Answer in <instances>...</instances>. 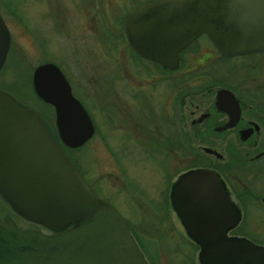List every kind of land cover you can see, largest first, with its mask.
<instances>
[{"label":"water","instance_id":"obj_1","mask_svg":"<svg viewBox=\"0 0 264 264\" xmlns=\"http://www.w3.org/2000/svg\"><path fill=\"white\" fill-rule=\"evenodd\" d=\"M125 27L135 51L164 67H176L170 53L199 32L222 55L262 51L264 0H155L133 12ZM7 49L0 17V69ZM31 86L53 109L57 139L37 112L0 89V198L48 232L0 219V264H148L123 218L93 193L63 151L62 145L80 147L93 134L69 83L48 62L34 67ZM169 202L198 247L199 264H264V246L226 235L238 215L212 170L178 175Z\"/></svg>","mask_w":264,"mask_h":264},{"label":"flooded vegetation","instance_id":"obj_2","mask_svg":"<svg viewBox=\"0 0 264 264\" xmlns=\"http://www.w3.org/2000/svg\"><path fill=\"white\" fill-rule=\"evenodd\" d=\"M153 1L65 0L53 11L61 20L56 24V30L61 33L60 30L71 28L77 32L76 39L82 44L103 32L104 38L99 40L122 49V70L123 67L134 66V78L129 80L131 86L137 85L143 72H151L153 83H165L166 103L162 102L157 107L152 106L153 94L144 95L141 90L127 89L123 93L124 99L127 101L128 96L131 99L129 104L133 106L132 111H124V124L140 127L145 135L159 137L160 140L148 139L155 151H158V146L164 148L163 145L174 150L176 139L178 152L184 161L191 160L190 147L192 142L195 143L200 164L192 168H207L215 172L238 215L234 224L225 231L226 235L264 246L261 243L264 242V50L222 55L209 36L199 32L176 53H170L169 62L174 64L176 56V67H164L160 62L136 52L126 33L128 17L143 4ZM9 5V0H0V17L8 32V49L3 65L8 58L18 63L17 55L11 53L12 26L21 25L32 40L36 39L32 37L31 25L23 22ZM47 10L42 13L44 21L52 18V9ZM62 13L66 21L61 19ZM48 62L59 68V63L50 60L38 61L35 67ZM59 70L70 86L67 72ZM124 75L121 77L127 81L129 76ZM71 86V94L77 98ZM86 112L95 125L91 112ZM192 168L176 173L165 172L163 192H167L168 199L175 178ZM6 206L0 198V209L4 210ZM169 208L175 214L171 206ZM183 233L187 236L184 229Z\"/></svg>","mask_w":264,"mask_h":264},{"label":"rangeland","instance_id":"obj_3","mask_svg":"<svg viewBox=\"0 0 264 264\" xmlns=\"http://www.w3.org/2000/svg\"><path fill=\"white\" fill-rule=\"evenodd\" d=\"M64 2L9 0V7L23 22L31 25L32 37L36 39L32 40L21 25L11 27V53L17 55L18 63L7 59L0 84L4 90H11L13 96L18 95L20 101L32 103L28 84L36 62L50 60L60 64L59 68L65 70L71 80L75 96L91 112L95 124L91 139L73 154L82 169V178L99 199L109 203L123 218L148 264L154 255L158 256L157 264H175L180 257L166 253L167 241L163 237L173 230L184 234L183 229L170 208L167 210L168 221H157L156 213L162 215L163 212L155 209L154 204L160 202L164 194L165 172L183 170L188 161L183 160L178 149L169 150L163 145L164 148L158 146V151L153 150L148 139L160 138L145 135L135 125L124 124L123 117L124 111H132L133 106L129 104L131 99L128 96L127 101L124 99L123 93L127 89L141 90L144 95L153 94L152 106L157 107L162 102L166 103L165 83H153L151 72H143L137 85L131 86L129 80L134 78V66H126L122 70L123 51L99 40L104 38L103 32L83 44L76 39L77 32L71 28L59 33L56 24L61 20L53 11ZM47 9H52L50 21H44L42 17ZM60 16L66 21L63 13ZM122 74L129 76L127 81L123 79L125 75L121 77ZM191 146L195 148V143L192 142ZM16 224L19 228H31L20 220ZM155 226L160 227V239L144 232ZM35 229L48 232L40 226ZM132 229L140 239L135 237ZM172 234L175 237L176 233Z\"/></svg>","mask_w":264,"mask_h":264},{"label":"trees","instance_id":"obj_4","mask_svg":"<svg viewBox=\"0 0 264 264\" xmlns=\"http://www.w3.org/2000/svg\"><path fill=\"white\" fill-rule=\"evenodd\" d=\"M6 65H7V63H5L3 65V67L0 69V75L3 73ZM16 75H17V73H16ZM28 86H29V91L31 93L30 94V96H31L30 101H32V103H28L26 101H23V103H25L28 107H30L31 109L35 110L38 113V115L40 116V119L42 120V122L44 123L46 128L57 139L56 129H55V126L53 124L52 107L49 104L43 102L41 99H39L35 95V93L32 89L30 80H29ZM3 87L4 86L0 84V88L2 90L5 89ZM5 91H7V92L9 91V93H12L11 90L6 89ZM15 97H18V95H15ZM82 146L76 147V148H68V147H65L62 145L64 153L66 154V156L70 160V162L75 166V168L77 169V171L79 172L80 175H82V169L80 168V166H79V164H78V162H77V160L73 154L76 151L80 150L82 148ZM174 148L177 149L176 139H175ZM190 148H191V151H190L191 152V155H190L191 160L186 164L185 169L196 167V166H199V164H200L199 158L197 157V149L193 148L192 146ZM169 207H170V203H169V199L167 198V192H164L160 202L154 204L155 209H157L159 212L160 211L163 212L162 215H158L156 213L155 218L157 221H159V222H167L168 221L167 210ZM160 216L162 217L161 219H160ZM5 217L8 218L15 226H17L16 221L20 220V221L28 223L29 224L28 227H31V228H37L38 227L35 224L24 221V219H22L21 217H19L15 213H13L8 206H6L4 210L0 209V218L3 219ZM133 232H134L135 237L140 239L136 235L134 230H133ZM144 232L147 236L153 237V235H154L157 239H160V236H161L160 227L155 226V228H153L152 230H150V229L147 231L144 230ZM172 233H176L175 237L173 236ZM163 240L167 241V242H165V246H167V249H165L166 253L169 252L173 256L179 255L180 258L175 262V264H199L197 261V258H196V255L198 252V247H197L196 243L192 239H190L188 236L173 230L171 233H168L167 235L165 234V236L163 237ZM261 243L264 244V242H261ZM164 248H166V247H164ZM149 259H150L149 264H157L158 263L157 262V259H158L157 255H154L152 258H149Z\"/></svg>","mask_w":264,"mask_h":264}]
</instances>
